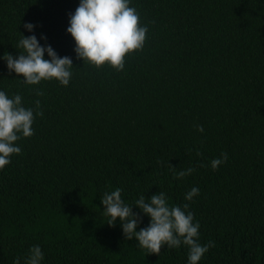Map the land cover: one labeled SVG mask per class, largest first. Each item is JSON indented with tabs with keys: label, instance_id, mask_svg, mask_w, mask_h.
I'll return each mask as SVG.
<instances>
[{
	"label": "trees",
	"instance_id": "trees-1",
	"mask_svg": "<svg viewBox=\"0 0 264 264\" xmlns=\"http://www.w3.org/2000/svg\"><path fill=\"white\" fill-rule=\"evenodd\" d=\"M79 3L0 0V91L43 112L0 169V264H25L37 245L41 264H188L187 246L150 254L119 218L107 224L100 200L116 188L133 207L159 192L189 203L199 242H215L198 264H264V0H129L148 31L122 71L76 58ZM21 34L72 59L67 86L9 73L3 56L23 51ZM170 165L194 171L175 179ZM133 213L137 231L148 226Z\"/></svg>",
	"mask_w": 264,
	"mask_h": 264
},
{
	"label": "clouds",
	"instance_id": "clouds-1",
	"mask_svg": "<svg viewBox=\"0 0 264 264\" xmlns=\"http://www.w3.org/2000/svg\"><path fill=\"white\" fill-rule=\"evenodd\" d=\"M31 32L34 25L25 24ZM147 26L140 25L137 10L129 6V0H80L74 13L69 14L67 33L75 42V53L78 60L88 62L97 68L108 64L117 71H122L126 55L141 50L146 40ZM46 39V37H41ZM17 57L5 53L9 73L15 72L17 77H23V83L38 85L41 81L57 80L67 86L73 68L72 59L68 56L59 57L51 46L42 47L35 35L25 37L21 34ZM45 53L49 59H45ZM42 90L36 95L42 96ZM35 108L22 106V97L16 94L9 96L0 91V169L8 165L13 154L19 155L22 149L16 144L18 140L34 135L32 128L35 116H43L39 111L40 101L34 102ZM203 132L202 125L196 126ZM197 155L200 152L197 151ZM227 153H221L219 158L211 161V168L216 170L227 161ZM204 166V165H202ZM174 172L175 179H183L191 175L193 168ZM122 189L105 192L101 201L104 206L102 212L109 217L107 224L115 226L117 218L122 226L126 240L138 241V246L146 249L150 254L159 255L161 248H178L181 245L188 247V264H198L205 253L215 247L214 241L202 245L199 242L198 222L194 223V215L189 211V203L182 206H170L163 192L152 195L146 200L140 196L135 201V208L140 209L143 215L150 217L147 227L137 228L140 217L133 213V206L124 203L121 198ZM199 195V189L193 187L185 194V200L191 202ZM43 253L41 248L33 246L29 250L25 264H41ZM15 264H20L18 257Z\"/></svg>",
	"mask_w": 264,
	"mask_h": 264
}]
</instances>
